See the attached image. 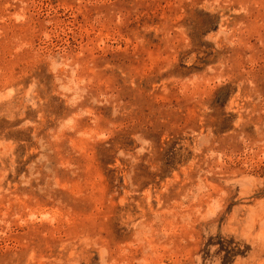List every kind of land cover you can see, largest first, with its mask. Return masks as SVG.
<instances>
[{
    "label": "rangeland",
    "instance_id": "obj_1",
    "mask_svg": "<svg viewBox=\"0 0 264 264\" xmlns=\"http://www.w3.org/2000/svg\"><path fill=\"white\" fill-rule=\"evenodd\" d=\"M0 264H264V0H0Z\"/></svg>",
    "mask_w": 264,
    "mask_h": 264
}]
</instances>
